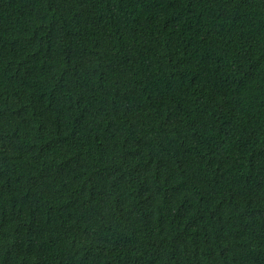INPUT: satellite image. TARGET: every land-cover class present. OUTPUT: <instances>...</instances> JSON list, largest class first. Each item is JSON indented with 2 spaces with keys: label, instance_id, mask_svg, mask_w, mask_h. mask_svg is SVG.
Masks as SVG:
<instances>
[{
  "label": "trees",
  "instance_id": "trees-1",
  "mask_svg": "<svg viewBox=\"0 0 264 264\" xmlns=\"http://www.w3.org/2000/svg\"><path fill=\"white\" fill-rule=\"evenodd\" d=\"M0 264H264V0H0Z\"/></svg>",
  "mask_w": 264,
  "mask_h": 264
}]
</instances>
